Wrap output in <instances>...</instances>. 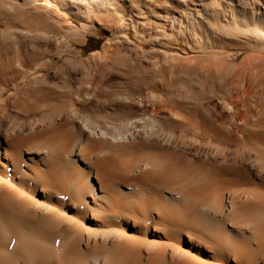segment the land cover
I'll return each instance as SVG.
<instances>
[{"label":"bare ground","instance_id":"bare-ground-1","mask_svg":"<svg viewBox=\"0 0 264 264\" xmlns=\"http://www.w3.org/2000/svg\"><path fill=\"white\" fill-rule=\"evenodd\" d=\"M0 264H264V0H0Z\"/></svg>","mask_w":264,"mask_h":264},{"label":"rangeland","instance_id":"rangeland-1","mask_svg":"<svg viewBox=\"0 0 264 264\" xmlns=\"http://www.w3.org/2000/svg\"><path fill=\"white\" fill-rule=\"evenodd\" d=\"M104 39L105 37L100 31L96 29H90L87 35V43L86 46L84 47L85 53L97 49L104 41Z\"/></svg>","mask_w":264,"mask_h":264}]
</instances>
